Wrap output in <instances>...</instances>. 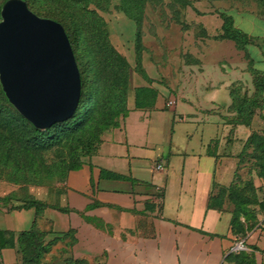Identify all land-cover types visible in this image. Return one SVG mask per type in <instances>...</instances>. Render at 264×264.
<instances>
[{
  "label": "crops",
  "instance_id": "1",
  "mask_svg": "<svg viewBox=\"0 0 264 264\" xmlns=\"http://www.w3.org/2000/svg\"><path fill=\"white\" fill-rule=\"evenodd\" d=\"M258 20L263 30L254 37L264 45V20ZM230 52L244 59L243 52ZM248 52L251 68L264 76V50L250 46ZM245 61L244 67L242 60L202 65L174 90L153 80L137 85L119 127L102 135L79 170L53 191L29 187L12 201L14 209L0 202V231L14 242L34 226L49 247L63 240L64 258L77 264H264V216L254 222L241 216L233 225L234 210L213 201L215 185L230 186L249 136L264 134V89L248 126L231 109L233 88L247 97L255 92ZM247 78L251 95L241 89ZM141 90L153 92V100L136 107ZM16 190L0 186V198ZM25 199L52 207L20 208ZM239 240L245 250L231 254ZM0 264H21L17 249H3Z\"/></svg>",
  "mask_w": 264,
  "mask_h": 264
},
{
  "label": "trees",
  "instance_id": "2",
  "mask_svg": "<svg viewBox=\"0 0 264 264\" xmlns=\"http://www.w3.org/2000/svg\"><path fill=\"white\" fill-rule=\"evenodd\" d=\"M7 1L1 0L0 11ZM22 1L36 16L55 21L63 27L80 74V98L74 114L68 120L44 130L36 129L14 109L0 85V178L5 176L3 174L7 171L11 174V176L7 175V179L5 178L7 184L22 182L43 187L51 181L60 183L65 180L68 173L79 170L84 160L97 150L102 135L119 127L128 112L125 108L127 86L125 83H117L119 75L124 73V66L121 59L117 58L118 60L115 61L116 57L115 55L113 57L111 47L96 50L91 46L83 29L75 21L67 22L59 7L46 10L42 0ZM178 1L183 6L187 4L185 0ZM120 2L122 13L136 23L138 45L146 0H120ZM261 14L264 17V11ZM219 16L223 22L222 35L219 39L232 41L235 49L243 52L244 59L248 61L249 71L255 78L253 81L255 92L251 97L240 94L238 87L231 91V109L237 115L236 120L239 124L248 126L254 111L260 106V93L264 89V76L257 75L251 68L253 59L248 48L258 46L264 50V45L257 37L236 28L232 17L226 12H221ZM152 95L153 92L137 91L136 107L151 103ZM247 149H251L250 154L259 169L258 175L264 178V134H251L242 153H246ZM51 153L55 155L54 158L46 161V155ZM242 153L240 161L244 157ZM15 174L20 175L15 177ZM8 196L0 198V202L5 203L9 199ZM23 203L20 208L39 210L52 207L33 199H25ZM241 216L248 222L251 221L240 206L234 210L233 225L239 222ZM12 236L10 232L0 231V258L3 249L16 248L21 256V264H40L41 258L47 252V247L43 244V233L33 226L29 231L19 234L14 242Z\"/></svg>",
  "mask_w": 264,
  "mask_h": 264
},
{
  "label": "rangeland",
  "instance_id": "3",
  "mask_svg": "<svg viewBox=\"0 0 264 264\" xmlns=\"http://www.w3.org/2000/svg\"><path fill=\"white\" fill-rule=\"evenodd\" d=\"M185 1L187 4L183 6L178 0H146L137 45L136 23L122 13L120 0H42L44 9L59 7L67 22L75 21L96 50L109 46L113 49L115 61L117 58L123 61L124 73L119 75L117 83H125L127 86L126 111L133 89L140 83H150L149 80H153L165 89L174 90L177 84L183 83L182 81L192 80L197 76L198 69L202 72V65L208 63L225 61L239 65L242 60L244 67L245 59L240 58V54L236 57L230 52L235 51L234 43L219 39L223 23L219 16L221 12L231 16L234 26L247 34L256 36L263 30V24L254 16L264 19L261 14L264 11V0ZM237 70L232 69L236 75ZM248 75L255 81L254 77L249 73ZM250 78L244 80L241 86L242 93L250 91L247 95L253 93ZM140 99L142 100L141 96ZM250 153L251 149H247L243 154L244 157L238 163L229 187L215 185L213 201L220 209L231 211L241 206L245 215L251 219L250 222H254L257 216H264V178L258 175L259 169ZM54 156L53 153L47 154L46 161L52 160ZM3 175L5 176L0 178V186L17 190L9 194V199L2 203L6 204L7 209H14L12 201L21 199L32 185L22 182L7 184L6 177L11 174L5 171ZM19 175L15 174V177ZM170 180L173 179L170 177ZM58 183L51 181L43 187H50L52 190ZM168 203L170 202L166 200V205ZM47 242L43 239V244L49 252L44 253L40 264H71L69 259L64 258L69 254V249L63 240H56L51 247Z\"/></svg>",
  "mask_w": 264,
  "mask_h": 264
},
{
  "label": "water",
  "instance_id": "4",
  "mask_svg": "<svg viewBox=\"0 0 264 264\" xmlns=\"http://www.w3.org/2000/svg\"><path fill=\"white\" fill-rule=\"evenodd\" d=\"M0 85L36 129L68 120L80 98V74L63 27L33 14L22 0L0 11Z\"/></svg>",
  "mask_w": 264,
  "mask_h": 264
},
{
  "label": "built area",
  "instance_id": "5",
  "mask_svg": "<svg viewBox=\"0 0 264 264\" xmlns=\"http://www.w3.org/2000/svg\"><path fill=\"white\" fill-rule=\"evenodd\" d=\"M174 104H175V102H174L173 100H169V101L166 103V106H167V107H171V106H173ZM161 168H162L161 165H157V167H156L157 170H160ZM243 250H245L244 242H243V240H239V241H237V243H235V244L233 245V247H231V249H230V253H231V254H237V253H239V252H241V251H243Z\"/></svg>",
  "mask_w": 264,
  "mask_h": 264
}]
</instances>
